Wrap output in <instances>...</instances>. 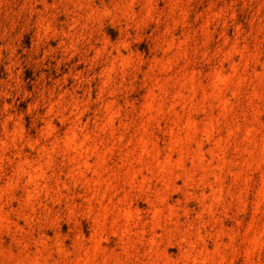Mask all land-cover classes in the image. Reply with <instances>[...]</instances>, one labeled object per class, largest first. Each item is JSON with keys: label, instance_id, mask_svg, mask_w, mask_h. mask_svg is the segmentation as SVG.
I'll list each match as a JSON object with an SVG mask.
<instances>
[{"label": "rangeland", "instance_id": "obj_1", "mask_svg": "<svg viewBox=\"0 0 264 264\" xmlns=\"http://www.w3.org/2000/svg\"><path fill=\"white\" fill-rule=\"evenodd\" d=\"M0 264H264V0H0Z\"/></svg>", "mask_w": 264, "mask_h": 264}]
</instances>
